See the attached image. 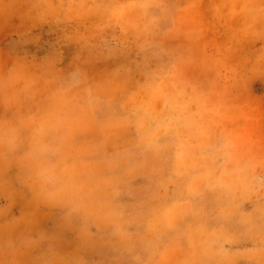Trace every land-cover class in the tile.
<instances>
[{
	"label": "clouds",
	"instance_id": "9594fccd",
	"mask_svg": "<svg viewBox=\"0 0 264 264\" xmlns=\"http://www.w3.org/2000/svg\"><path fill=\"white\" fill-rule=\"evenodd\" d=\"M5 31L0 215L27 196L77 242L40 264H264V0H0Z\"/></svg>",
	"mask_w": 264,
	"mask_h": 264
},
{
	"label": "rangeland",
	"instance_id": "374dc122",
	"mask_svg": "<svg viewBox=\"0 0 264 264\" xmlns=\"http://www.w3.org/2000/svg\"><path fill=\"white\" fill-rule=\"evenodd\" d=\"M39 44L31 48V52L42 51L47 42L52 37L46 32L40 33ZM224 37L219 36V40ZM16 36H9L7 31L0 34V42L7 45L10 40H16ZM30 47V46H29ZM258 94L264 96V80L258 81ZM33 105L32 101H25L20 106V112L26 114ZM264 133V127L257 130V135ZM66 178L69 181L73 191L82 196L92 194V185L85 182L80 173V168L70 163L68 165ZM0 204H7V201H0ZM61 212L55 208H35L29 203L28 197L20 199L11 211L0 215V264H40V259L45 255L48 249L54 246L57 252L69 261H74L73 253L76 250V239L70 232L59 229V218ZM38 233H44L49 236H55L54 241H45L31 249H23L20 241L27 235L35 236ZM83 258L88 264H113L112 253L108 250L85 251ZM159 260L160 258L157 257ZM160 264H172L171 259L161 260Z\"/></svg>",
	"mask_w": 264,
	"mask_h": 264
}]
</instances>
